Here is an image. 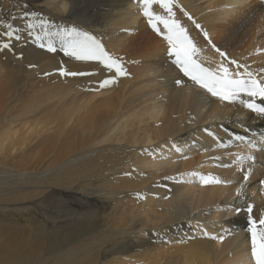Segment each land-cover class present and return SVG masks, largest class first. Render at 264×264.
<instances>
[{
	"label": "bare ground",
	"instance_id": "bare-ground-1",
	"mask_svg": "<svg viewBox=\"0 0 264 264\" xmlns=\"http://www.w3.org/2000/svg\"><path fill=\"white\" fill-rule=\"evenodd\" d=\"M2 1L0 43L8 39L7 17L21 39L0 51V190L41 184L18 200H0V263L36 264L62 248L68 264L85 250L88 261L77 264H254L249 214L232 209L251 204L253 219L264 216V118L186 77L177 85L182 73L140 0ZM261 4L174 0L173 12L203 66L217 68L220 49L264 79V10L249 30L242 28ZM16 7L20 13L8 15ZM151 10L167 18L158 4ZM31 12L38 15L34 34H43L44 21L49 31H85L123 61L127 76L98 90L115 72L66 57L55 38L56 53L40 48L27 28ZM130 58L138 74L125 66ZM60 68L88 74L61 76ZM26 96L34 98L23 106ZM238 154L255 157L247 182ZM193 172L224 183L203 185Z\"/></svg>",
	"mask_w": 264,
	"mask_h": 264
},
{
	"label": "snow or ice",
	"instance_id": "snow-or-ice-1",
	"mask_svg": "<svg viewBox=\"0 0 264 264\" xmlns=\"http://www.w3.org/2000/svg\"><path fill=\"white\" fill-rule=\"evenodd\" d=\"M143 8V15L147 18L148 25L157 34H162L163 39L167 41L168 55L174 57V65L182 77L175 80L177 85H182L187 78L194 85L209 93L212 97L219 99L228 104L239 103L242 107L250 112L256 114L257 117L264 118V79H259L258 75L249 71L247 66L241 65L235 60H230L227 54L220 49H215L221 57V63L215 69H210L203 66L199 62L200 50L188 35L187 31L174 19V0H140ZM158 4L167 12V18L154 13L151 8L152 5ZM187 15V13H185ZM35 19V13L31 14ZM190 20L191 16L188 17ZM195 23V21H193ZM162 24L163 29L158 25ZM35 26L32 23L27 24L29 35H34V39L38 42L39 47L45 49L49 53H56L57 47L54 44V39L59 42V50L63 52L66 57L73 58L76 61H96L108 72H115L114 77L105 78L98 83V90L111 87L116 83L118 77L127 76V72L123 67V61L113 57L105 51L103 45L91 34L72 28H59L56 31H49L47 21L42 22L43 34H34L31 30ZM55 28V26H51ZM200 28L199 24H196ZM17 29L12 24L6 25V31L3 33L9 40L6 43H0V51L11 50V40L19 41L21 36L17 34ZM204 37L208 40V35L205 32ZM46 41V42H45ZM209 43L211 41L209 40ZM226 62V63H225ZM229 65H235L237 71L230 70ZM244 68L243 72L238 71ZM59 74L61 76H84L88 73L66 71L60 68ZM245 97L247 99H245ZM236 140L243 141L244 137H236ZM264 143V141H262ZM253 148L256 145H251ZM220 147H225L221 144ZM180 151L179 148L176 149ZM236 165L238 170L243 172V180L247 182L252 172L251 164L255 163L254 156L237 155ZM248 163L250 166L247 171L244 170L243 165ZM192 176H200V182L203 185L207 184H221L224 183L219 179H208L198 173H190ZM240 191L237 190V196ZM137 197L142 199V194L138 193ZM237 214L241 211H247L249 214V228L248 232L251 236V259L254 264H264V216L258 220L252 218L253 205L248 204L246 208L232 209ZM206 234V233H205ZM207 235V234H206ZM215 239V237H212Z\"/></svg>",
	"mask_w": 264,
	"mask_h": 264
},
{
	"label": "rangeland",
	"instance_id": "rangeland-1",
	"mask_svg": "<svg viewBox=\"0 0 264 264\" xmlns=\"http://www.w3.org/2000/svg\"><path fill=\"white\" fill-rule=\"evenodd\" d=\"M23 3H26L28 0H21ZM2 3H6V4H10V2L8 1V0H3L2 1ZM37 4H39V3H37ZM18 8L16 7V8H11V10L9 11V13H8V15H11V16H16L17 15V13L19 14L20 13V11L21 10H17ZM41 9H43V7L41 8ZM33 10H34V8H33ZM261 10H264V4H261V5H259V6H257L255 9H254V11L253 12H250L248 15H245V17H244V20H243V26L244 27H242V28H245V30L247 31V30H249V28H251L252 27V25L255 23V21L257 20V18H259L260 16H258L257 14L259 13V12H261ZM35 12H37V11H35ZM32 13V12H31ZM40 14H41V16L42 17H44V18H42L43 20L45 19V17H46V14L43 12V11H40L39 12ZM42 13H43V15H42ZM29 14V13H28ZM45 15V16H44ZM38 15H35V17H37ZM7 19V20H6ZM5 20H4V23H5V25H7V24H10L12 21L7 17ZM33 21L31 22L33 25H35L38 21L37 20H35V19H32ZM37 21V22H36ZM251 24V25H250ZM6 30V29H5ZM32 32H33V29L31 30ZM29 36V35H28ZM6 37V36H5ZM24 41V40H23ZM22 41V42H23ZM6 42H9V40L8 39H6ZM5 42V43H6ZM128 62L130 63V65L132 66V68H133V70L138 74V71H137V65L134 63V62H131V58L130 59H128V60H125L124 61V64H125V66L127 67L128 66ZM127 63V64H126ZM135 72H130V73H132V74H134ZM32 98H34L33 96H26V98H25V101H24V104H23V106H28V104L32 101ZM46 161H49V159H46L45 160V162ZM44 162V163H45ZM51 163V162H50ZM49 165V164H48ZM47 167V165L45 166V167H41L42 168V172H47V169L48 168H46ZM8 170V172H6L9 176H10V181L11 182H17L18 184H19V182L17 181V179H16V174L14 173V171H12V170H9V169H7ZM42 172H40V174H42ZM4 173V171L3 170H0V174H3ZM41 184V182H39V181H37V182H35V183H29V184H20V185H22V186H24V188H22V187H16L14 184H9V185H6V186H3V188L0 190V200H2V199H5L6 200V202H9L8 200H10V201H13V200H18V199H20V198H22V197H24L25 195H28L29 194V192L31 191V190H33L35 187H37L38 185H40ZM91 188V187H90ZM93 188V187H92ZM91 188V191H93V189ZM86 195H88V196H90L91 194L89 193V192H87L86 193ZM226 219H227V217H226ZM49 224V225H48ZM47 226H51L50 225V223H47ZM58 228H62V225H59L58 226ZM176 244H174V245H170V246H167V248L169 249V248H171V247H173V246H175ZM177 246H180V244L179 243H177ZM167 248H165V249H167ZM61 250H59V251H56V252H54V253H56V254H51V255H53V256H50L49 254H47V252L49 253V251H46L45 252V255L43 256L42 255V259L41 260H38L37 261V263L36 264H56L55 262H53L52 263V261H58L59 260V262H57L58 264H68V263H66V262H64V261H66V257H68L67 255L65 256V255H63L61 252H62V248H60ZM58 252V253H57ZM60 252V253H59ZM64 252H66V251H63V253ZM47 254V255H46ZM59 254V255H58ZM62 254V255H61ZM65 254V253H64ZM81 254V255H80ZM47 256H49V258L47 259ZM54 256H55V258L57 257V259H58V257H60L62 260H60V258L58 259V260H56L55 258H54ZM76 256V255H75ZM81 256H83V257H81ZM45 259H44V258ZM51 257V258H50ZM63 257V258H62ZM66 258V259H65ZM47 259V260H46ZM53 259H55V260H53ZM47 262H46V261ZM48 260H50V261H48ZM87 262L88 260H87V251L85 250L83 253H79L78 254V256L76 257V259L74 260V261H72L71 263H69V264H77V263H82V262ZM51 262V263H50ZM11 262H9L8 264H10ZM0 264H7V263H5V262H1ZM11 264H13V263H11Z\"/></svg>",
	"mask_w": 264,
	"mask_h": 264
}]
</instances>
